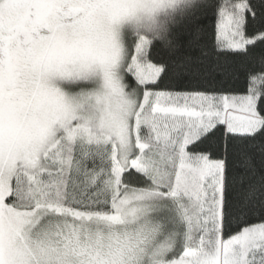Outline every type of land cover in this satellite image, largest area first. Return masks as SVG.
Masks as SVG:
<instances>
[{
    "label": "snow or ice",
    "instance_id": "1",
    "mask_svg": "<svg viewBox=\"0 0 264 264\" xmlns=\"http://www.w3.org/2000/svg\"><path fill=\"white\" fill-rule=\"evenodd\" d=\"M0 264H264V0H0Z\"/></svg>",
    "mask_w": 264,
    "mask_h": 264
}]
</instances>
